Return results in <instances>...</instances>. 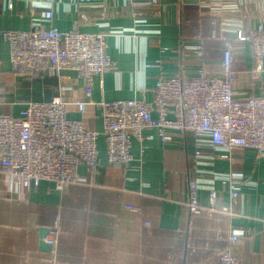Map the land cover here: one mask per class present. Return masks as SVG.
Listing matches in <instances>:
<instances>
[{
    "label": "crops",
    "instance_id": "1",
    "mask_svg": "<svg viewBox=\"0 0 264 264\" xmlns=\"http://www.w3.org/2000/svg\"><path fill=\"white\" fill-rule=\"evenodd\" d=\"M8 1L0 0V114L17 117L26 103L60 95L69 103V117L90 130H102L96 108L80 112L72 105L75 99L87 100L74 72L60 80L57 75L17 76L11 71L10 47L1 32L32 29L48 9L35 1L54 13L47 27L108 35V53L117 69L95 78L91 101L152 102L160 76L193 78L203 63L208 74L220 75L221 35L233 41L236 96L253 93L251 45L237 41L236 29L264 26V0H139L133 9L126 8L124 0H14L12 9ZM199 37L203 59L191 49ZM62 85L68 89L61 90ZM261 89L264 74L254 95ZM144 136L142 144L133 143L134 154L141 145L146 150L141 172L109 166L100 135L97 171L89 174L80 165L77 172L85 181L62 191L48 181L30 191H11L0 174V264H217L230 248L247 264H264V159L251 150L238 149L231 156L203 150L215 159L198 169L232 172L256 184L243 185L231 203L229 184L209 175L195 176V136L175 133L166 143L154 129ZM191 180L203 188L199 197L204 210L198 215L187 207ZM207 188L218 191L212 212ZM126 205L138 210H127ZM56 223L58 244L54 251L42 252L40 229ZM233 230L246 234L234 245L229 240Z\"/></svg>",
    "mask_w": 264,
    "mask_h": 264
},
{
    "label": "built area",
    "instance_id": "2",
    "mask_svg": "<svg viewBox=\"0 0 264 264\" xmlns=\"http://www.w3.org/2000/svg\"><path fill=\"white\" fill-rule=\"evenodd\" d=\"M35 4L48 9L32 29L1 32L10 47L11 71L17 76L57 75L60 80L68 78L64 73L74 72L85 87L87 100L75 99L72 105L80 112H85L87 106L96 108L102 130L100 133L90 130L82 121L69 117V103L60 95L47 102L26 103L17 117L0 114V174L6 178L11 191L19 188L30 191L43 181L54 183L56 189L62 191L85 181L77 170L84 165L89 174H94L101 165L100 135L105 140L109 166L141 172L146 150L141 145L140 153L134 154L133 143L142 144L148 129L156 130L164 143L171 142L175 133L195 136V176L209 175L229 184L231 203L237 201L243 185H256L242 175L204 171L198 166L215 159L205 154L204 149L225 152L228 156L238 149L251 150L264 159V89L260 95H254L264 74L262 24L249 30L236 29L237 41L250 43L254 58V68L250 72L253 93L246 97H238L234 92L233 41L221 35L224 49L220 75L208 74L203 63L193 78L160 76L152 102L137 98L94 102L90 98L95 78L117 69L108 53V35L83 33L77 27L65 32L47 27L46 23L54 18L53 11L47 4L36 1ZM138 4L139 0H124L126 8L133 9ZM13 6L14 0H9L8 7L12 9ZM212 37L216 38L214 32ZM191 49L200 59L204 58L200 37ZM67 89L61 86V90ZM201 187L197 180L189 181L187 207L195 215L204 210L199 197ZM206 190L210 202L208 210L215 211L218 191L215 188ZM124 207L138 210L134 206ZM58 235L56 223L43 239L52 246V251L58 244ZM245 236V232L233 230L230 243L238 244ZM217 264L247 263L230 248L220 254Z\"/></svg>",
    "mask_w": 264,
    "mask_h": 264
},
{
    "label": "water",
    "instance_id": "3",
    "mask_svg": "<svg viewBox=\"0 0 264 264\" xmlns=\"http://www.w3.org/2000/svg\"><path fill=\"white\" fill-rule=\"evenodd\" d=\"M49 229L48 228H41L40 229V241H39V246L40 250L42 252H51L52 251V246L50 244H47L44 242V237L48 234Z\"/></svg>",
    "mask_w": 264,
    "mask_h": 264
}]
</instances>
